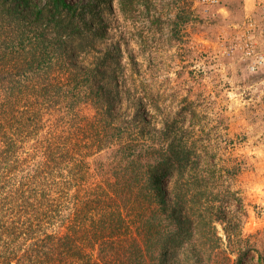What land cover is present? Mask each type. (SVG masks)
Wrapping results in <instances>:
<instances>
[{
    "label": "trees",
    "instance_id": "1",
    "mask_svg": "<svg viewBox=\"0 0 264 264\" xmlns=\"http://www.w3.org/2000/svg\"><path fill=\"white\" fill-rule=\"evenodd\" d=\"M50 1L0 0V264H240L222 176L146 104L117 114L126 88L83 64L80 14Z\"/></svg>",
    "mask_w": 264,
    "mask_h": 264
},
{
    "label": "rangeland",
    "instance_id": "2",
    "mask_svg": "<svg viewBox=\"0 0 264 264\" xmlns=\"http://www.w3.org/2000/svg\"><path fill=\"white\" fill-rule=\"evenodd\" d=\"M65 1L83 20L70 31L83 64L128 92L117 114L146 104L150 130L175 123L188 157L235 195L216 223L231 261L264 264V0Z\"/></svg>",
    "mask_w": 264,
    "mask_h": 264
},
{
    "label": "built area",
    "instance_id": "3",
    "mask_svg": "<svg viewBox=\"0 0 264 264\" xmlns=\"http://www.w3.org/2000/svg\"><path fill=\"white\" fill-rule=\"evenodd\" d=\"M216 0H211V2H215Z\"/></svg>",
    "mask_w": 264,
    "mask_h": 264
}]
</instances>
